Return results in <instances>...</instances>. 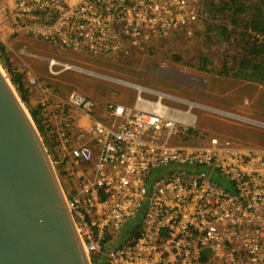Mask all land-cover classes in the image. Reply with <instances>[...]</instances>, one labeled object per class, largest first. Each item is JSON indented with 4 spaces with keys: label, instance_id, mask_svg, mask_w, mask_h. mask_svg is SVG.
I'll return each instance as SVG.
<instances>
[{
    "label": "built area",
    "instance_id": "1",
    "mask_svg": "<svg viewBox=\"0 0 264 264\" xmlns=\"http://www.w3.org/2000/svg\"><path fill=\"white\" fill-rule=\"evenodd\" d=\"M204 9L203 0H0V43L28 36L125 56L190 31ZM26 82L41 92L45 136L34 124L92 264H264V146L198 133L201 105L169 93L143 87L133 105L100 110L79 91L62 96L33 74Z\"/></svg>",
    "mask_w": 264,
    "mask_h": 264
},
{
    "label": "rangeland",
    "instance_id": "2",
    "mask_svg": "<svg viewBox=\"0 0 264 264\" xmlns=\"http://www.w3.org/2000/svg\"><path fill=\"white\" fill-rule=\"evenodd\" d=\"M203 14L190 31L172 32L125 56L78 53L28 36L9 38L2 44L7 62L14 73L21 75L22 88L33 107L41 92L28 86L29 74L62 96L71 90L91 96L100 110L109 103L133 105L137 89L145 87L199 103L201 106L193 108L192 113L197 116L195 126L200 134L264 146V88L224 73V66L231 64L239 50L236 32L227 33L226 38L215 30L217 22H224L220 15L212 18L206 9ZM202 56L206 62L199 60ZM7 67L0 55V68L19 96ZM164 101L186 109L182 103ZM100 261L106 264L105 256Z\"/></svg>",
    "mask_w": 264,
    "mask_h": 264
},
{
    "label": "water",
    "instance_id": "3",
    "mask_svg": "<svg viewBox=\"0 0 264 264\" xmlns=\"http://www.w3.org/2000/svg\"><path fill=\"white\" fill-rule=\"evenodd\" d=\"M0 264H92L48 150L1 68Z\"/></svg>",
    "mask_w": 264,
    "mask_h": 264
},
{
    "label": "trees",
    "instance_id": "4",
    "mask_svg": "<svg viewBox=\"0 0 264 264\" xmlns=\"http://www.w3.org/2000/svg\"><path fill=\"white\" fill-rule=\"evenodd\" d=\"M205 9L209 15L214 18L220 15L224 20L215 24V30L221 34H226L228 38L230 32H236L240 45L239 50L232 56L229 66H224L225 71L234 78L255 82L264 88V0H203ZM217 21V20H216ZM228 26L231 28L228 29ZM0 55L8 64L7 71L10 73L12 83L19 90V96L28 108L32 120L38 130L45 136L46 129L40 124V116L37 106L29 104L27 91L22 88L21 75L14 73L9 65L8 57L5 53L3 44L0 43ZM201 62H206L207 58H199ZM222 66V69H223ZM44 144L47 146V140L44 138ZM94 264H103L97 262V257L91 260Z\"/></svg>",
    "mask_w": 264,
    "mask_h": 264
},
{
    "label": "bare ground",
    "instance_id": "5",
    "mask_svg": "<svg viewBox=\"0 0 264 264\" xmlns=\"http://www.w3.org/2000/svg\"><path fill=\"white\" fill-rule=\"evenodd\" d=\"M139 87H140V86H139ZM140 88H141V87H140ZM140 88H139V89H140ZM140 90H142V89H140Z\"/></svg>",
    "mask_w": 264,
    "mask_h": 264
}]
</instances>
